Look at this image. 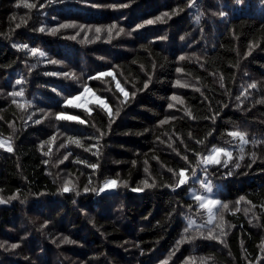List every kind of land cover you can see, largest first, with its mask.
<instances>
[{
	"label": "trees",
	"instance_id": "obj_1",
	"mask_svg": "<svg viewBox=\"0 0 264 264\" xmlns=\"http://www.w3.org/2000/svg\"><path fill=\"white\" fill-rule=\"evenodd\" d=\"M24 2L37 7L26 9ZM114 3L130 6L106 7ZM164 12L171 16L164 18L166 22L132 31L136 24ZM60 23H118L132 35L122 33L107 42L102 32L100 40L80 43L84 32L76 40L66 38L75 35L78 27L62 29L56 36L38 31ZM85 32L89 40L96 35L94 30ZM25 43L44 51L46 58L12 46ZM0 47L14 56L11 65L0 56V136L13 147L11 153L0 149V198L7 201L0 205V264H264V103L260 102L264 101V0H0ZM49 59L62 63L53 65ZM108 70L130 94L123 104L119 101L125 98L111 76L88 79ZM63 71H74L79 79L44 75ZM149 76V87L143 89ZM17 79L24 83L17 85ZM176 80L188 86H174ZM253 83L257 87L248 88ZM84 84L109 103L114 118L110 129L107 112L97 103L90 105V114L84 108L65 106L64 100L80 93ZM21 87L23 97L9 95ZM173 94L184 103L171 101ZM169 103L174 107L169 109ZM41 108L51 115L46 117L38 111ZM60 111L79 115L86 123L56 121L55 113ZM33 112L36 115L29 120ZM173 116L176 119L160 124ZM36 119L41 123L35 124ZM177 122L189 125L186 134L168 128ZM204 122L212 125L214 133L197 143L198 148L232 150L228 169L209 166L205 173L198 159L193 161L196 152L189 142L196 141L194 125ZM222 125L245 133L243 160L234 139L221 132ZM97 128L105 133L100 139ZM53 135L57 140L41 149ZM68 135L80 139L82 147L68 144ZM60 143L67 147L59 148ZM49 147L52 152L46 157L43 152ZM89 147L91 151L84 150ZM98 149L99 155H92ZM68 152L69 160L59 164ZM77 158L98 163L99 168L77 164ZM235 162L240 168L233 167ZM168 168L176 173L189 169V182L175 191L166 187L176 183ZM193 168L201 171L198 176L211 179L215 196L229 204L228 209L216 210L212 224H207V210L189 195L195 184L201 188L199 180L191 178ZM229 170L233 175H226ZM118 173L130 187L142 186L145 179L157 187L141 193L120 188L99 197L83 193L90 176V186H98ZM65 180L75 184L81 195L59 194ZM14 195L18 199L10 200ZM240 196L245 200L236 205ZM221 215L224 236L215 227ZM188 218L196 225L185 233ZM209 228L215 229L218 240L203 238ZM186 236L195 239L189 242ZM64 237L75 243H61ZM12 244L18 247L13 249Z\"/></svg>",
	"mask_w": 264,
	"mask_h": 264
},
{
	"label": "snow or ice",
	"instance_id": "obj_2",
	"mask_svg": "<svg viewBox=\"0 0 264 264\" xmlns=\"http://www.w3.org/2000/svg\"><path fill=\"white\" fill-rule=\"evenodd\" d=\"M193 2H195V0H193ZM20 6V5H18ZM43 5H41L42 7ZM94 8H100V7H105L102 5H98V4H92L91 5ZM130 4L129 3H114L111 5H107L106 7H110L113 9H122V8H127L129 7ZM191 6V5H190ZM23 7L26 9H34L37 7L36 4L34 3H27L24 2L23 3ZM176 13L173 12L172 15H175ZM219 15L221 17L225 16L224 12H220ZM165 17L171 18L170 14L168 12H164L159 16H156L155 19H147L145 21H143L142 23L136 24L135 28L132 29V31H138L140 29H143L146 25H153L156 22H166L164 20ZM55 19V17L53 18ZM201 17L199 15H197L195 17V20L197 23H199ZM26 23V21H23ZM21 25L18 23L16 24V28H20ZM79 28V31H77L75 33V35H71L66 37L67 39L70 40H76L78 36H80L81 32L85 33V38L83 40L80 41V43H93L96 40H100L101 39V33L105 32L107 34L106 36V41L107 42H111L112 39H114L115 37H119L122 33H125V29L123 27H120L118 25V23H112L110 25H101V26H94V25H84V24H80L77 25L76 23H60L58 24V26L56 27H46V26H41L39 27L38 31L40 33H45L47 32L48 34L52 35V36H56L62 29H74V28ZM85 29H87L88 32H91L94 30L95 32V36L92 40L88 39L87 36V32H85ZM132 31H129L127 33H125L128 36L132 35ZM159 39H165V37H160ZM181 39L183 40L184 37L182 36ZM14 48H17L18 50L24 51L27 50V52H29L33 57H40V58H46V53L36 47H29L28 44H13L12 45ZM103 59V58H101ZM180 60H184L185 56H180L179 57ZM50 64L53 65H58L61 64L62 62L56 59H49L47 61ZM33 69L36 68V64H33L31 66ZM181 68H177L176 72H181ZM44 75L47 76H57V77H63L64 79L67 80H78L79 77L76 75V73L74 71H63V72H45ZM107 76H111L113 78V80H116V77L113 75V71L112 70H108V71H99L97 72L95 75L93 76H89L88 79L90 80H98L100 78L103 77H107ZM151 76L148 77V79L144 82L143 84V89H147L149 87V83L151 82ZM15 83L17 85H21L22 83H24L23 80L21 79H17L15 81ZM174 86H179L181 88L183 87H187L188 85L186 83H181L180 80H176L175 85ZM223 87V85H221ZM116 89L123 94L125 100L124 101H119L120 104H123L127 101L128 97H129V92L125 90L124 87L121 86V83L119 80H116V84H115ZM135 87V86H133ZM257 87V85L255 83L248 85V88H252L255 89ZM53 91H57L56 89H53ZM139 91V89L137 90ZM247 91V90H245ZM24 92L25 89L23 87L20 88L19 91H12L9 93L10 96L12 97H23L24 96ZM89 94H91L94 97L95 102L98 104L99 108L105 112H107L108 118H109V129L111 128V124L114 123V118L112 115V112L110 110V105L107 102L106 98H102L101 96H97L91 87H89L87 84L83 85L82 91L79 93V95H72L68 98H66L64 100V104L65 106H70V107H79V108H84L86 112H88L90 114L91 110L88 109L84 104H77L76 101L80 100L82 97L88 96ZM241 95H244V93H241ZM132 98H135L136 96V91H133L131 93ZM118 99V98H117ZM171 101H176L179 102L180 104L184 103V100L178 96L173 94L170 97ZM237 100H240V96L236 97ZM261 103H264V101H260ZM12 103L16 104L17 101L15 99L12 100ZM28 104L30 105L31 102H28ZM18 107L20 108H24L25 105L24 104H19ZM167 107L169 109L173 108L174 105L173 103H169L167 105ZM39 112L44 113V115L47 117L49 115H51V113L46 112L44 109H39ZM120 107L116 108V115L119 116L120 114ZM36 115L35 112L32 113V115H30L28 117L29 120H32L33 116ZM169 119H176V117H165V119L160 121V124H166L168 122ZM55 120L56 121H75L78 124H85L86 121L84 119H81L79 115H66L63 111L57 112L55 113ZM213 122H215V117H213ZM35 124H40L41 120L40 119H36L34 120ZM93 127H95L93 125ZM97 132H99V137H97V139L102 138L105 133L100 131L99 128L96 129ZM212 133L209 132V135H211ZM191 136V134H189ZM229 136L233 137V138H238L241 141V144L239 146V151H240V156L239 159L243 160L244 159V147L243 145L248 143V141L245 138V133L240 132V131H231L228 133ZM92 137H89V139H91ZM57 140V136L53 135L51 136L48 140L44 141L41 145L40 148L43 149L44 144H53L55 141ZM198 144L203 143V141L201 140H197L196 141ZM67 143L68 144H73L76 145L77 147H82L81 141L80 139H78L77 137H74L72 135H68L67 136ZM161 143H163V141H161ZM181 143H183V141H181ZM255 143V141H254ZM67 144L66 143H60L59 144V148H66ZM91 147H95V145H92ZM91 147L89 148H85V151H91ZM169 147H172L171 144H169ZM0 149H3L6 152H13V147L10 143H7L4 139H0ZM173 151H175V149H173ZM52 152V148L49 147L47 152H43L44 156H49V154ZM72 155L71 152H68L67 154L63 155V158L59 160V164H63L65 161L69 160V157ZM92 155H99V149L97 150V152H92ZM177 155H179V153H177ZM252 157H253V162L255 161V157H256V153L253 152L252 153ZM182 159L184 161H188V156L184 155L182 156ZM233 160V152L232 150H230L227 147H213L211 149V151L203 156L200 159V165L202 166V170L207 173L208 172V168L209 166L211 167H217L219 166V168H224V169H228L229 168V164L232 162ZM75 163L77 164H81L84 163L86 164L87 167L93 169L94 171L97 170L99 168V164L98 163H87L86 161L80 160L79 158H77L75 161ZM44 164H47L48 161L45 160L43 161ZM133 165L136 164V161L132 162ZM145 165H147L148 161L145 160ZM250 166V165H249ZM233 167L235 169L240 168V163L239 162H235L233 164ZM219 168L217 170H219ZM189 169L187 168H182L179 170L178 173L174 172V170L172 168H168V171L173 173V176L176 177V183L174 185H165L166 187H171L173 191H175L176 189H180L182 186L186 185L189 182V176L186 175V173L188 172ZM144 172L148 173L149 172V168L146 166L144 168ZM227 176H231L233 175V171L229 170L226 173ZM191 178H193L194 180H199L200 184L202 185L205 195H201V194H197L195 191L192 192V196L194 198V200L196 202H198V207L200 209H205L207 210V224H212L213 222V218H214V209H217V211H220L221 209H228L229 208V204L223 202L221 199L219 198H211L208 194H212L214 192V185L212 183V181L210 179H205V180H200L198 175H197V170L196 169H191ZM92 184V178L91 176L88 179V184L85 185L82 188L83 193L88 194V193H92L96 196H102L103 194H106L108 192H112V191H118L120 188H124V189H129L130 191L134 192V193H141L143 192L145 189H152L157 187L155 182L149 183V181L147 179L141 181L142 186H135V187H130L129 181L128 180H120L119 179V173L117 174V178H107L105 179L102 183H100L98 186H90ZM58 193L59 194H66V193H74L76 196L81 195V191L78 190L77 186L75 184H73L70 180H65L62 185L58 188ZM39 195H44V193H40ZM10 200H16L18 199L17 196H12L9 198ZM25 199H27L25 197ZM25 199H21L20 203H24ZM245 197L244 196H240L239 199L236 201V205H239L241 201H244ZM7 201H5V199L0 198V205H4ZM75 202V201H74ZM237 211H239V208L237 207ZM247 209H245V214H247ZM195 224V221L188 218V225L187 227L184 229L185 233H188L189 230L193 227V225ZM216 228L220 229V233L219 236H224L226 235V233L224 232V220H223V215L220 216V223L217 224L215 226ZM214 228H209L208 229V235L207 236H203V233L201 232L200 235L203 236L204 239H210V240H218L219 236L217 235H213L214 232ZM195 239V236H186L185 240L187 241H191ZM55 242V241H54ZM183 241H178L177 243H182ZM222 242V241H221ZM61 243L63 244H73L75 243V241L71 240L68 237H64L61 241ZM3 245H0V247H2ZM59 246V245H57ZM11 247L13 249H15L16 247H18L17 244H12ZM171 257H169L170 259ZM166 264V262H165Z\"/></svg>",
	"mask_w": 264,
	"mask_h": 264
},
{
	"label": "rangeland",
	"instance_id": "obj_3",
	"mask_svg": "<svg viewBox=\"0 0 264 264\" xmlns=\"http://www.w3.org/2000/svg\"><path fill=\"white\" fill-rule=\"evenodd\" d=\"M0 56H1V58L3 59V61H4V64L5 65H11L12 63H13V59H14V56H13V54H11L7 49H4V48H1L0 47ZM94 92V91H93ZM97 96H100V95H98L96 92H94ZM76 95H79V93L78 94H76ZM102 97V96H101ZM102 98H104V97H102ZM76 103L77 104H84L88 109H90V105L92 104V103H96L95 102V100H94V97L91 95V94H89L88 96H85V97H82L80 100H78V101H76ZM194 127H195V129H194V131H193V137H194V140H202L207 134H209V132H211V133H214L213 132V127L211 126V124L210 123H201V124H195L194 125ZM168 128L170 129V130H177V131H179V132H182V133H184V134H186L187 133V131L189 130V125L188 124H183V123H179V122H177V123H173V124H171V125H169L168 126ZM231 131H236V130H231V129H229L227 126H225V125H222L221 126V132H223V133H226V134H228L229 132H231ZM233 138V137H232ZM245 138H246V136H245ZM0 139H4L7 143H10L11 144V142H10V140L9 139H6V138H4V137H2V136H0ZM234 139V141L236 142V144H237V146L239 147L240 146V144H241V141L238 139V138H233ZM247 139V138H246ZM196 141H194V142H189V146L196 152V154L195 155H193V161H196L197 159V161H199L200 162V159L203 157V156H205V155H207L210 151H211V149L213 148V147H218V146H212L209 150H207V151H205V149L204 148H201V149H199L198 147V144H197V142ZM199 173H201V171H198L197 172V175H199ZM186 175H187V173H186ZM189 176V175H188ZM199 177V179L200 180H205V179H207L203 174H201V176H198ZM189 178H190V176H189ZM211 180V179H210ZM193 181H195V180H193ZM212 181V180H211ZM199 184H200V182H199ZM201 185V184H200ZM193 191H195L197 194H201V195H205V192H204V189H203V187H202V185H201V188H198L197 186H196V184H195V186L194 187H192V188H190V192H189V195L191 196V197H193L192 196V192ZM215 188H214V192L212 193V194H208L211 198H217L216 196H215ZM216 210L217 209H214L213 210V212H214V218H215V212H216ZM214 218H213V220H214ZM194 225H196V223L194 224Z\"/></svg>",
	"mask_w": 264,
	"mask_h": 264
}]
</instances>
